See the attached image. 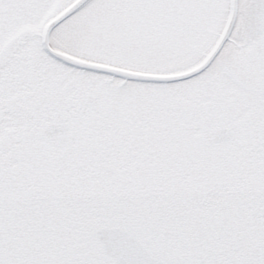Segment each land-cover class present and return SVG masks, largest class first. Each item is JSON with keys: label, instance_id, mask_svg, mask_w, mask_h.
I'll return each instance as SVG.
<instances>
[{"label": "snow or ice", "instance_id": "obj_1", "mask_svg": "<svg viewBox=\"0 0 264 264\" xmlns=\"http://www.w3.org/2000/svg\"><path fill=\"white\" fill-rule=\"evenodd\" d=\"M0 264H264V0H0Z\"/></svg>", "mask_w": 264, "mask_h": 264}]
</instances>
